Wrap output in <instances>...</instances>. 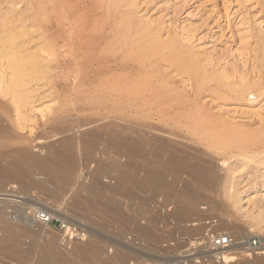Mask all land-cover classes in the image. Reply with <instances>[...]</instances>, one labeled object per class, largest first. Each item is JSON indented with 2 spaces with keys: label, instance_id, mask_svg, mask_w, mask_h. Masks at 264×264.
I'll return each mask as SVG.
<instances>
[{
  "label": "rangeland",
  "instance_id": "1",
  "mask_svg": "<svg viewBox=\"0 0 264 264\" xmlns=\"http://www.w3.org/2000/svg\"><path fill=\"white\" fill-rule=\"evenodd\" d=\"M255 1L135 0L136 8H133V16L134 18L136 17V20L144 22L145 25H150L157 18L154 26H157L156 28L163 36L162 41L174 43V49L177 51L183 48L180 50L181 54L186 53L194 57L195 63L204 67L209 77L213 76L212 81L209 80L211 83L207 82V86L202 87L198 80H193V78L177 72L179 69L178 64L172 65L173 63L170 61L171 64L168 61L170 55L174 52L167 51L162 55L161 59H159L161 56L156 57L154 63H158V66L156 72L150 77L149 88L160 96L158 100L162 106L180 107V109L183 108L182 112L186 111L189 114L186 119H181V125L177 129L171 120L169 126L164 124L168 122L157 121L156 110L149 111L148 115L141 116L126 109L129 113L124 110L125 113H123V118L121 119L120 114L123 112V107L119 105L114 109L106 107L101 100L102 94L99 93L98 86L85 87L75 93L66 92L60 90L59 85L64 83L62 81L65 79L62 75H59L58 71L52 69L43 76L42 84L41 82L38 84L39 91L32 94L33 98L36 96V99H32V101H36L35 108L37 110L32 114L29 112L22 114L26 120L31 119L30 122L28 120L27 127L22 130L13 127L12 134H1L0 136V169H4V167L7 169L14 168L17 163L19 166H15V168L26 167L27 171L31 170L27 172L23 168H19V170L16 168L15 175L11 179L9 177L8 181H6V178L4 180V178L0 177V194L10 195V197L0 196V198L17 200V202L0 200L1 206L5 208V213L7 214L4 221L0 220V230L7 224L15 225L14 231L19 239L22 253V257L19 258L14 252L2 251L0 247V264H152L154 262H169L175 261L176 258L182 256L191 245L190 243L203 237L207 231H211L214 236L230 234L236 238L239 245L230 249L232 253L230 257L234 261L227 263L264 264V255H260L258 260L254 261L247 256V252L253 253L252 251H247V249H250V242L253 240L258 241L257 247L253 248L255 252H264V178L262 177L264 168H256L252 161L248 163H252L253 167H248L250 164L247 163V166L245 162L237 163L235 160H231L232 162L229 163L226 156H224L226 150L221 144H206L205 147V141L195 135L200 130L198 125L205 120L210 123L217 122L226 123L232 127L237 126L243 131L252 133L262 128L264 123V93L259 99L256 92H261V90L264 92V0ZM223 4L228 10L223 8ZM97 19L107 22L108 17L98 16ZM153 19L155 20L153 21ZM161 28L162 30H160ZM171 29H174L175 33ZM34 31L37 33L33 39L34 43L29 45L28 51L33 52L34 49L36 52L38 51L37 53H40V41L35 39L37 35L39 36L38 28ZM95 31L93 30L92 34H99V30ZM186 36L187 39L185 41L183 38H186ZM188 36L190 38L189 42H187ZM29 38L27 36L26 39ZM184 47L186 48L184 49ZM203 59H205L204 61L208 59L209 61L207 60L208 62H206L209 64L211 61V65H207L211 67V71L206 67L207 63H204ZM223 71L230 74L229 76L227 74L228 78ZM220 73H224V77ZM124 74L127 73L125 72ZM225 77L227 79L230 78V81ZM161 80L162 82H160ZM226 81L229 82L227 83ZM252 81L253 83L251 84ZM47 83H49L48 86ZM254 83L259 84L261 88L253 86ZM227 84L230 85L228 86ZM223 85L224 87L222 88ZM240 85V88L247 89L248 93L253 94L252 96L256 94L254 97L256 98L257 96L258 98L256 100L253 99L255 103L252 102L250 96L240 101L235 95V89L232 92L229 91L236 86L238 89ZM207 87L209 91L206 89ZM41 91L44 97L40 95ZM44 93H46V96ZM76 93L77 95L74 96ZM217 93L219 96H216ZM71 94H74L73 97L75 98H72ZM87 95L91 96L81 102L73 103L76 97ZM194 95L197 98L193 97ZM223 96L229 99L224 100L225 97L222 98ZM46 97L48 98L44 99ZM2 98L0 96V107H4L5 103ZM184 99H188V101ZM161 100L164 101L162 102ZM190 100L196 103L197 107L195 104L192 106L193 103ZM247 100H251L250 105H247ZM257 100H260V103H256ZM191 103L192 105H190ZM39 110L43 111L40 112ZM63 110L71 111L72 113L62 118L60 121L61 125L59 124L58 126L61 133L54 136L48 131L49 126H44V120L47 122L57 111ZM168 118L174 121L176 117L170 115ZM14 121L18 122L15 116ZM158 126L166 131L173 132L171 137L161 134V142L164 141V145H169L171 149L165 145V151L162 155L163 159H161L160 163L156 160V156H152L156 155L154 150L158 147V141H160L158 140V132L152 129ZM185 132L188 135L184 134ZM190 133L191 137L189 136ZM217 134L220 135L222 132ZM70 136H74V139L71 140ZM135 139L140 143L138 144L140 146L135 145L138 143L137 141L134 142ZM141 144L144 147H141ZM62 146H66L73 151L68 150V154L66 153L68 151H65L67 150L65 147L66 149H61L65 153L61 152L58 149H60L59 147L62 148ZM89 146H91L90 149ZM202 146L203 148H201ZM169 149H178L179 151L175 150V152L178 153V156L189 160H186V164L189 167H180L181 169L179 170V167H177L175 171L173 167L171 168L168 164H165L168 160L166 158H168ZM137 150H139V154ZM166 150H168V153ZM200 150H202L203 154ZM74 151L75 156L74 153L72 154ZM153 151L154 154H152ZM197 151L199 152L197 153ZM58 152H61V154ZM20 154L28 156V158L31 156L27 164H24L27 166L19 163ZM143 154L145 157H143ZM55 155L58 156L55 157ZM60 156H62L64 162L60 160L62 159ZM65 157H68V159ZM70 157L74 159L73 162ZM31 158L33 159L31 160ZM50 159L59 165L55 166L54 162L51 161L49 164L47 161ZM220 159H223L222 162ZM39 163H42L43 166H39L41 165ZM73 163L76 165L73 166ZM131 163L132 165L130 166ZM68 164L72 165V167H69ZM139 164L142 167L141 171L139 167L137 170ZM228 164L229 166H225ZM234 164L238 165L239 169L234 172L235 176H231L235 178V184L238 182L235 188L243 192V202L239 206H233L227 194H224L228 188L226 185L228 184L226 182L227 176H230L227 174H229V168L235 166ZM50 165L52 166L50 167ZM203 165L210 169L209 173L206 172L208 168L203 170ZM33 166L37 169L35 170ZM46 166L48 167L47 169L45 168ZM199 166L203 168L201 167V169ZM57 167L58 169H56ZM192 167L198 169L196 173H193L199 175H195L197 178L192 174L196 170L189 169ZM40 168L45 171L43 172ZM149 168L151 171H165L166 179L168 178L167 183L170 184L171 182L177 189L175 187L168 189V184L164 186L165 190L153 184L143 185L142 182L147 174L143 172L149 171ZM47 170L51 175L56 173V177L61 179L50 176ZM190 170H192L191 173ZM66 173L70 175L66 176ZM124 173L127 177L125 181L120 182ZM24 174L29 176L26 177ZM250 174L253 176H250ZM206 176L207 179L205 180L203 177ZM66 177L68 180H65L67 179ZM170 177H172L174 182L169 179ZM208 177H212V180ZM63 178L64 180H62ZM201 178L204 180H201ZM50 180L54 184L56 183L55 185H58L57 189ZM42 183H51L53 187L50 184L48 190L45 191L37 186V184ZM95 183H97L98 188L94 185ZM138 183H141L142 189H140L141 187H139ZM105 189L106 191H104ZM97 193L102 194L99 198L101 199L99 205L88 206L89 201L94 197L93 195ZM81 194L85 195V197ZM183 194L186 197L185 200L181 196ZM75 200L81 202L80 205ZM110 200L112 204L119 207L120 214H113L109 212L108 208H105V203L110 202ZM77 205L81 207L78 208ZM84 206L85 208H83ZM37 210L54 213L55 217H52L66 225L75 227L78 231H82L85 237L82 239L75 237H71L72 239L65 238L63 241L65 232L60 228L59 222L49 227L46 226L47 232H43V224L41 225L42 227L39 223L35 226L28 221L31 213ZM185 210L190 211L189 216H182L181 212ZM174 212H179V220L177 217L172 218L171 214ZM154 219H157V221ZM223 223H227V226L221 227ZM29 226L30 228H28ZM194 233L197 234L195 235ZM191 234L194 236L192 235L191 237ZM78 242L83 245L94 246L98 252L97 255L91 258L82 254L71 256V253H75L76 243ZM44 257L47 259L46 261H43ZM109 258L113 260L110 263L107 261Z\"/></svg>",
  "mask_w": 264,
  "mask_h": 264
},
{
  "label": "bare ground",
  "instance_id": "2",
  "mask_svg": "<svg viewBox=\"0 0 264 264\" xmlns=\"http://www.w3.org/2000/svg\"><path fill=\"white\" fill-rule=\"evenodd\" d=\"M226 3H228V2H226ZM135 4H136L135 0H0V68H1L0 69V96H2L3 97L2 99L5 100L4 101L5 103L3 102L4 107H0V136H1V134H4V135L12 134V130H13L12 128L13 127H17V128H19V130L25 129L27 127L28 120L30 122L31 119L29 118L28 120H26V118L23 117L22 114L28 113V112L32 114L33 112H35V110H37V108H35L36 101L34 102V100L36 99V96H35V98H33L32 94L33 93L35 94V92L39 91L38 90L39 82L43 81L44 80L43 76H45L49 72V70H52V69L53 70L55 69L56 71H58L59 75L60 76L62 75V77L65 79L64 81H62L64 83H61V85H59L61 91H66V92L69 91V92L75 93L76 91H80V89H83L85 87L98 86L99 93L102 94L101 100L105 104L106 107L112 108V109L116 108L118 105L123 107V112H121L122 114H120L121 119L123 118V113H125V111H127L126 109H128V111H130L132 113H135V114L141 115V116L148 115L149 111L156 110V115H157L156 118H158L157 121L168 122V123H164V124L166 126H169V124H170L169 122L171 120L172 122H174V125L176 126V129H177V127H179L181 125V122H180L181 119L182 118L186 119L189 116V114L186 113V111L182 112L183 108L180 109V107L179 108H173V107L162 106L161 104H159L160 101L158 100L160 96L157 93H155V91L153 89L149 88L150 77L153 75L154 72H156V68L158 66V63H154L155 62L154 60L156 59V57L161 56L159 58V59H161L162 55H164L167 51L174 52L170 55V58L168 61L169 62L171 61L173 63L172 64L170 62L172 65L178 64L177 66L179 67V69L177 67V69H178L177 72H179V73L181 72L182 74L186 75L187 77L193 78V80L194 79H196V81L198 80L199 84L202 87H204L207 82L211 83V82H209V80L212 81L213 76L209 77L208 73L205 71V68L202 66H199L195 63V60L193 59L194 57H191V55H188L186 53L181 54L180 50H182L183 48L180 49L179 51H177L174 49L175 48L174 43H171L170 41H162L163 36H161L160 31H158V29L156 28L157 26H154L156 24L155 22H157V18H156V21L154 22L155 24L151 22L150 25H145L144 22H141L138 19L136 20V17L134 18V16H133V14H134L133 8H136ZM222 6H223V8H226V7H224L225 6L224 4ZM227 7H229V6H227ZM98 16H105V17L107 16L108 17L107 22L106 21L102 22V21L98 20L97 19ZM143 18H145V17H143ZM146 19L148 20V18H146ZM154 20L155 19H153V21ZM150 21H151V19H150ZM152 26H154V27H152ZM36 28H38L39 36L37 35V38L35 37V39L40 41V46H39L41 48V50L39 48L40 53H37L38 51L36 52L33 48H32L33 52L28 51L29 45L31 43H34L33 39H34V36H36L35 34L37 33L34 30ZM32 30H33V32L31 33ZM93 30H96V31L99 30V34H97V35L92 34ZM160 30H162V28ZM171 30H172V32H174V29H171ZM174 33H173V35H174ZM27 36H29L30 38L26 39ZM181 37H182V35H181ZM181 37H178V38H181ZM183 39L186 41L187 36H186V38H183ZM189 39L190 38L188 36L187 42L190 41ZM180 40H182V39H180ZM185 41H184V43H185ZM185 48L186 47H184V49ZM204 60L205 59H203L204 63H207L209 61L208 59H206V61L208 60L207 62ZM165 62H167V61H165ZM169 62H167V63H169ZM167 63H165V64H167ZM171 64H170V66L172 67ZM208 64L209 63L206 64V67H208L210 69L211 67H209V66L211 65V61H210L209 66H207ZM210 71H211V69H210ZM225 71H223V72L226 74L225 76L227 77L228 73ZM125 72L128 75L124 74ZM224 73L221 75L223 76ZM213 75L215 78L214 73H213ZM229 75L230 74H228V76ZM162 80L160 82H162ZM227 80L230 81V78ZM241 80H244V79H241ZM219 81L221 82V80H219ZM221 83H219V84H221ZM252 83H253V81L251 82V84ZM41 84H42V82H41ZM199 84H198V86H199ZM34 85L36 86V88ZM48 85H49V83H47V86ZM241 85H243V83H241ZM241 85L238 86V89L236 88L237 87L236 86L232 90H229V89H227V90L232 92L235 89V91H234L235 95L237 96V98L240 101L244 100L245 98L250 96V99L252 100V102L255 103V101L253 99L256 100L258 97L260 99V97L263 96L264 92L261 90V92H259V91L256 92L258 97L256 96V98H255L254 96L256 94H254V96H252L253 94L251 95V93H248L247 89L240 88ZM225 86H226V84H225ZM253 86L260 87L259 84H257V83H254ZM43 87H45V86H43ZM193 87H194V85H193ZM223 87H224V85L222 86V88ZM199 89H200V87H199ZM206 89L208 90V87ZM195 90H194V92H195ZM229 91H228V94H229ZM46 93H48V92H46ZM46 93H44L45 96H46ZM137 93H138V95H137ZM198 93H196V94H198ZM219 94H220V92H219ZM40 95L43 96L42 91H41ZM73 95H72V98H75V97H73ZM76 95H77V93L74 96H76ZM195 95L193 97H195ZM90 96L91 95H87V96H83V97L78 96V97H76V99L74 101L73 100L72 101H73V103H76L78 101L81 102L82 100L88 99ZM216 96H219L218 93ZM225 96H223L222 98H224ZM47 98L48 97H46L44 99H47ZM69 98H71V97H69ZM195 98H197V96ZM227 98L225 97L224 100L229 99V98L228 99ZM32 99H34V100L32 101ZM37 100L40 101L39 98H37ZM92 100H93V98H92ZM186 100L188 101V99H186ZM247 101H248L247 105H250L249 104L250 101L249 100H247ZM190 102H192V101L190 100ZM198 102H197V104H198ZM69 103L71 104V102H69ZM192 103H193V105H192ZM192 103L190 105L194 106V104H195V106H196V103H194V102H192ZM256 103H260V100H257ZM67 105H69V104H67ZM179 106H181V105H179ZM30 107H32V108H30ZM38 108H39V106H38ZM61 108H63V107H61ZM205 108H207V107H205ZM39 111L42 112L43 110L42 111L39 110ZM71 113H72L71 111L69 112V111H65V110L57 111V113L54 114L53 117L49 118V120H47V122H46V120H44L46 122V125L44 122V126H49L48 131L55 136V135L61 133L58 126H59L62 118L65 116L67 117V115L71 114ZM152 115H153V113H152ZM168 115L169 116L174 115L176 117L175 120L173 121V119L168 118L169 117ZM14 116L17 118V121H18L17 123L14 121ZM113 116H114V114H113ZM179 116H181V117L179 118ZM145 118H147V117H145ZM152 118L155 119L154 116H152ZM244 120H246V119H244ZM115 121H118V120H115ZM71 123H72V121H71ZM209 124H212V125H209ZM153 125H155V124H153ZM198 127H199L198 129H200V130H198L199 133H197L195 135H198L199 137L202 138V141H205V147H206V144L207 145L216 144V143L221 144L223 146V148L226 150L224 156H226V159H228L229 163L232 162L231 160H235L237 163L241 164L242 162H245L247 166H248V164H250L248 167H250V166L253 167L252 163H248V162L252 161L254 163V165L256 166V168L257 167L259 169L264 168V159H263L264 158V123L262 124V128L260 130L254 131L253 133L248 132V131H243L242 129L237 128V126L232 127L231 125L226 124V123H217V122L210 123L208 120L207 121L205 120L204 122L200 123L198 125ZM70 129H71V126H70ZM63 130H64V128H63ZM152 130H156L158 132V134H159L158 140H160V141H158L159 144H158V147L156 148L157 150L156 149L154 150L156 155H152V156H156L157 157L156 160H158L160 163L161 159H163L162 155H163V152L165 151V145H167V144L164 145V141L161 142L162 135H167V136L171 137L173 135V132L166 131L162 127L159 128V126L157 128L155 127ZM180 130H181V128H180ZM218 132H222V134L218 135L217 134ZM66 133H70V132H66ZM187 133H188V131H187ZM187 133L185 132L184 134H187ZM190 135H191V133L189 134V136ZM87 136L92 137V136H94V134H92V136H89V135H87ZM73 137L74 136L71 137V140L74 139ZM96 138H98V137H96ZM176 138H178V137H176ZM66 139L68 140V138H66ZM63 140H65V139H63ZM136 141H137V139H135L134 142H136ZM198 142H199V140H198ZM138 144H140V143L138 142L135 145H138ZM57 146H58V143H57ZM138 146H140V145H138ZM187 146H188V144H187ZM65 147L66 146H62V148L59 147L60 149H58V150L60 151L61 149H66V148H67V150H65V151L71 150L68 147H66V148ZM90 147L91 146H89V149H90ZM113 147H114V144H113ZM141 147H144V146H142V144H141ZM166 147L168 148L169 145H167ZM175 147H177V146H175ZM175 147H173V148H175ZM169 148L171 149V147H169ZM201 148H203V146ZM170 149H169L168 158H166L168 160L167 161L165 160L167 162L165 164H168L171 168L173 167V170H175V168H177V167H179L178 170L181 168H184V167H189V166H187L188 164H186V160H188V159H185V157L178 156V153L175 152V150L179 151L178 149H175V150L174 149L170 150ZM189 149H191V148H189ZM55 150H56V147H55ZM92 150H94V149H92ZM71 151H73V150H71ZM138 151L139 150H137V152ZM154 151L152 152V154H154ZM167 151L168 150H166V152ZM200 151L202 152V150H200ZM61 152H64V151L61 150ZM61 152L60 153L58 152V153L61 154ZM198 152L199 151H197V153ZM64 153H63V155H65ZM66 153L69 154V151ZM73 153L75 156V151L72 152V154ZM138 154H139V152H138ZM202 154H203V152H202ZM112 155H114V154H112ZM145 155L147 156L146 153H145ZM145 155L143 154V157H145ZM188 155H190V154H188ZM56 156H58V155H55V157ZM219 156H221V155H219ZM19 157H20L19 158L20 162L19 161L18 162L21 165L23 164V166H27L24 164H27V161L29 160V158L31 156H29V158H28V156L26 157V156L20 154ZM60 157L62 158V156H60ZM71 157H73V156H71ZM65 158L68 159V157H65ZM196 158H197V156H196ZM32 159L33 158H31V160ZM71 159H69V160H71ZM60 160L63 161V158ZM73 160L74 159H72V162H73ZM119 160H120V158H119ZM153 160H154V158H153ZM203 160H205V159H203ZM222 160H221V162H222ZM14 161H13V163H14ZM50 161L54 162V164H55V161H52L51 159L47 162L49 163ZM148 161H147V163H148ZM151 161H152V159H151ZM13 163H11V164H13ZM43 163H44V160H43ZM156 163H158V162L156 161ZM192 163H193V161H192ZM39 164H41L39 166H43L42 163H39ZM54 164L52 163V165H54ZM209 164H211V163H209ZM52 165H50V167ZM56 165H59V164H55V166ZM72 165L74 166L76 164L73 163ZM72 165H69V167L70 166L72 167ZM131 165H132V163L130 164V166ZM234 165L235 166L233 168L231 167V168H229L230 170L228 169L229 174H227V172H226V174L230 175V176L229 177L227 176L228 179L225 176V178L227 179L226 182L228 184H226V185L228 186V188H227V191L224 192V194H227V196L229 197L230 202L232 203L233 206H239L243 202V192H240L235 188V185L238 182L236 181L237 183L235 184V178L232 177L231 175L235 176L234 172L237 169H239V167L236 164H234ZM243 165H245V164H243ZM15 166H19V165H17V163H16ZM15 166H14V168H10V169L9 168L7 169L5 167L3 169L1 167L2 169H0V177L4 178V180L6 178L7 179L6 181H8L9 177L11 179V177L14 176L15 175L14 173H16V171H17L16 170L17 167L15 168ZM47 166H49V165H47ZM47 166L45 167L46 169L48 168ZM108 166H110V165L108 164ZM117 166H118V164H117ZM140 166H141L140 164H139V166H137V170L139 167V169L141 171L142 167H140ZM212 166H214V164H212ZM225 166H229V164L225 165ZM58 167L56 169H58ZM69 167H67V168H69ZM199 167L201 168L202 166H199ZM203 167H204V165H203ZM243 167H245V166H243ZM19 168H23V167H19ZM19 168H17V169L19 170ZM24 168H23V170L25 171L26 167H24ZM43 168H40V169L42 170ZM171 168H170V170L172 171ZM205 168H208V167H204L203 170H205ZM34 169H35V167H34ZM59 169H60V167H59ZM189 169H194V168L192 167ZM194 170H196V171H193L192 174L194 172L196 173L198 169L196 168ZM203 170H202V172H203ZM30 171L31 170H29L27 172H30ZM191 171L192 170H190V173H191ZM257 171H258V169H257ZM57 172H59V171H57ZM206 172L209 173L210 169L209 168L206 169ZM48 173H49V171H48ZM143 173L149 174V176H147V174H146V177L144 178V181L142 182V184L145 186L147 184L148 185L153 184L155 186H158L159 188L160 187L164 188V186H166L168 184L167 183L168 178L166 179V172L165 171H153V170L151 171V169L149 168V171H147V172L144 171ZM188 173H189V171H188ZM55 174H53V175L50 174V176L55 178L56 177ZM68 174L66 176H68ZM46 175H48V174L46 173ZM136 175H138V174H136ZM193 175H194V177H196L195 175H198V174H193ZM202 175L204 176V174H202ZM24 176L27 177L29 175L24 174ZM167 176H169V175H167ZM250 176H253V175L250 174ZM126 177H127V175L124 173L123 179L122 180L120 179V182L125 181ZM178 177H180V176H178ZM190 177L194 178L193 176H190ZM222 177H223V175H222ZM262 177L264 178V173H263ZM57 178L61 179L59 177H56V179ZM203 178H205V180H206L207 176L203 177ZM203 178H201V180ZM208 178H210V177H208ZM169 179H172V177H170ZM175 179H177V178H175ZM62 180H64V178ZM65 180H68V178ZM254 180H255V178H254ZM50 182H51V180H50ZM136 182H138V181L136 180ZM173 182H174V180H173ZM51 183H53V182H51ZM50 184L42 183V184H37V186L40 187L41 189L47 191L48 186ZM55 184L53 183V186H55L57 189L58 185H55ZM140 184L141 183H138L139 187H141ZM94 185H96V187H97V183H95ZM168 185H169L168 189L169 188L172 189L173 187H175L174 184H172L171 182ZM51 186H52V184H51ZM104 188H106V187H104ZM144 188H146V187H144ZM144 188H143V191H144ZM175 188L177 189V187H175ZM94 189H95V187H94ZM106 189L104 191H106ZM140 189H142V187ZM165 189L166 188H164V190ZM53 190H54V188H53ZM94 191H96V190H94ZM101 192H103V191H101ZM162 192H164V191H162ZM172 192H174V191L172 190ZM78 194L80 195V193H78ZM184 194L181 196L185 200L186 197L184 196ZM189 194L191 195L190 191H189ZM101 195L102 194H100V193L93 195L94 197L92 200L89 201L88 206H90V207L91 206H98L99 202L101 200V199H99ZM0 196L10 197V195H7V194H0ZM83 197H85V195ZM16 198H20V197H16ZM80 198H81V196H80ZM170 198H172V197H170ZM261 198H262V196H261ZM0 200H5V201H9V202H17V200H14L11 198H9V200H6L3 197L0 198ZM78 200H79V198H78ZM171 200H173V199H171ZM75 201H77V200H75ZM77 202H79V201H77ZM259 202H260V200H259ZM80 203L81 202H79L78 205H80ZM75 205H76V203H75ZM78 205H77V207H78ZM79 207H81V206H79ZM83 208H85V206ZM105 208H108L109 212H112L113 214H116V215L120 214V212H121V211H119L118 206L112 204L111 200H110V202L105 203ZM41 212H46V211H41ZM33 213L34 212H32V214ZM46 213H48L50 216H54V213H49V212H46ZM178 213L174 212L173 214H171L172 218L174 219L175 217H177V219H178L179 218ZM181 214L184 217L189 216L190 211L185 210V211L181 212ZM6 215L7 214L5 213V208L2 207L1 203H0V220L4 221L6 219ZM254 219H253V221H254ZM28 221H29V223H31L32 225H35V226H37V223H39V222H36L34 216L29 217ZM155 221H157V219ZM39 225L41 226L42 224L39 223ZM35 226H33V227H35ZM42 226H44L42 228V231L47 232V230L45 228L46 225H42ZM224 226H227V223L221 224V227H224ZM15 228H16L15 225H10V224H7V225L2 227V229L0 230V247L2 248V251L14 252L19 258H21L22 253H21V249H20V242H19V239L17 237V234H15V231H14ZM28 228H30V226ZM22 229H23V227H22ZM186 231H188V230H186ZM189 231H192V230H189ZM34 232H35V230H34ZM36 234H37V231H36ZM192 235L193 234H191V237H192ZM238 245H234L233 247L229 248L226 252L229 253V255L231 256L232 253L230 252V249L235 248V246H238ZM247 251L253 252V253L247 252V254H248L247 256H249V259H252V261L258 260V257H260V255L261 256L264 255V252H255L254 249H247ZM97 253L98 252L94 248V246H89V245H85V244L83 245L82 243L78 242V243H76L75 253H71L70 255L74 256L77 254H82L88 258H91L93 256H96ZM229 255H227L228 257L226 258V261H229V262L232 261L233 262L234 260ZM46 260L47 259L44 257L43 261H46ZM107 261H108V263H110L113 260H110V258H109ZM235 263H233V264H235Z\"/></svg>",
  "mask_w": 264,
  "mask_h": 264
},
{
  "label": "built area",
  "instance_id": "3",
  "mask_svg": "<svg viewBox=\"0 0 264 264\" xmlns=\"http://www.w3.org/2000/svg\"><path fill=\"white\" fill-rule=\"evenodd\" d=\"M31 216L35 217L36 222L46 225L47 227L57 224L59 222L60 228L65 232L63 241L65 238L72 239L84 238L85 234L82 231H78L75 227H71L58 221L54 217L50 216L46 212L33 211ZM72 237V238H71ZM187 251H185L182 256L176 258L175 261L169 262H154L152 264H229L226 261L229 253L226 251L238 245L236 238L230 234H221L214 236L211 231H207L203 237L195 239V241L190 243ZM258 241L253 240L250 242V249L257 247ZM230 256V255H229Z\"/></svg>",
  "mask_w": 264,
  "mask_h": 264
}]
</instances>
